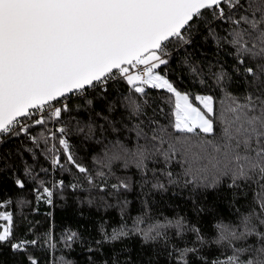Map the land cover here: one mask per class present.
Masks as SVG:
<instances>
[{
    "label": "snow or ice",
    "instance_id": "obj_1",
    "mask_svg": "<svg viewBox=\"0 0 264 264\" xmlns=\"http://www.w3.org/2000/svg\"><path fill=\"white\" fill-rule=\"evenodd\" d=\"M0 264H264V0H0Z\"/></svg>",
    "mask_w": 264,
    "mask_h": 264
}]
</instances>
